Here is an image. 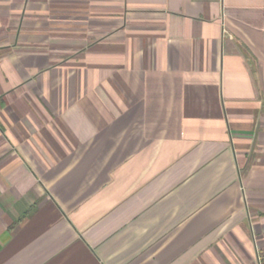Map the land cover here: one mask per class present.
<instances>
[{
  "label": "crops",
  "instance_id": "1",
  "mask_svg": "<svg viewBox=\"0 0 264 264\" xmlns=\"http://www.w3.org/2000/svg\"><path fill=\"white\" fill-rule=\"evenodd\" d=\"M0 264H264V0H0Z\"/></svg>",
  "mask_w": 264,
  "mask_h": 264
}]
</instances>
